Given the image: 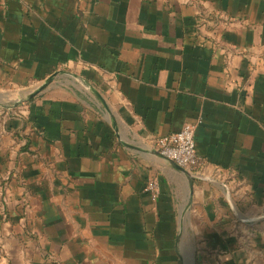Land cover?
Segmentation results:
<instances>
[{"label":"crops","instance_id":"obj_1","mask_svg":"<svg viewBox=\"0 0 264 264\" xmlns=\"http://www.w3.org/2000/svg\"><path fill=\"white\" fill-rule=\"evenodd\" d=\"M0 264H264V0H0Z\"/></svg>","mask_w":264,"mask_h":264},{"label":"built area","instance_id":"obj_2","mask_svg":"<svg viewBox=\"0 0 264 264\" xmlns=\"http://www.w3.org/2000/svg\"><path fill=\"white\" fill-rule=\"evenodd\" d=\"M195 125L187 124L178 132L163 139H159L157 151L164 157L175 162L190 173H198L204 166V159L198 156L195 148ZM156 199L160 192L158 179H150L144 189Z\"/></svg>","mask_w":264,"mask_h":264},{"label":"water","instance_id":"obj_3","mask_svg":"<svg viewBox=\"0 0 264 264\" xmlns=\"http://www.w3.org/2000/svg\"><path fill=\"white\" fill-rule=\"evenodd\" d=\"M159 153V152H158ZM160 154V153H159ZM161 155V154H160ZM162 156V155H161ZM162 157H164V156H162ZM164 158H166V157H164ZM168 159V158H167ZM172 165L174 166V167H176L177 169H180L181 171H185V172H187L184 168H182V167H180V166H178L175 162H173L172 161Z\"/></svg>","mask_w":264,"mask_h":264}]
</instances>
